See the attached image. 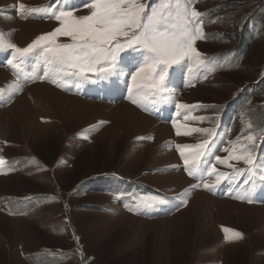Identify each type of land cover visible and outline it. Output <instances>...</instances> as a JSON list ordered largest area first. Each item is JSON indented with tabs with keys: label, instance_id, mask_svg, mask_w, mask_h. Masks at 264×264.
Instances as JSON below:
<instances>
[{
	"label": "rangeland",
	"instance_id": "obj_1",
	"mask_svg": "<svg viewBox=\"0 0 264 264\" xmlns=\"http://www.w3.org/2000/svg\"><path fill=\"white\" fill-rule=\"evenodd\" d=\"M88 2L60 0L56 6L80 16L89 13ZM19 3L44 8L56 0H0V20H19L10 29L3 27L5 19L0 23V32L11 42L25 47L58 26L43 12L17 15ZM145 3L155 6L157 0ZM192 7L202 14L204 36L194 47L204 63L193 58L169 70V76L178 70L186 82L177 98L190 107L181 111L193 108L179 124L182 132L217 131L224 107L238 106L235 100L245 92L237 112L227 115L235 124H221L229 129L225 147L211 149L201 162L230 173L232 168L215 157L226 160L232 142L240 137L247 144L244 137L251 132L257 137L251 149L264 144L257 128L264 113V26L250 31L259 22L254 14L264 16V0H193ZM251 32L257 34L253 41ZM121 55L125 72L134 67L129 58L140 57L138 52ZM1 57L0 71L8 72L12 83L19 81L22 91L0 97V158L5 160L0 165V264H264V180L255 167L248 189L231 191L235 183L224 180L209 191L201 179L187 174L177 148L194 146L207 136L177 135L156 112L160 99L148 103V110L133 104L130 76L85 83L80 89L53 83L54 88L34 84L48 80L39 78L44 72L39 54L27 57L20 69L7 63L11 50L0 48V63ZM15 72L34 85L13 77ZM115 82L125 85L122 101L104 97ZM255 84L258 91L248 94ZM36 85L53 91L24 94ZM113 89L107 90L112 98L123 94L121 89L113 95ZM224 139L218 131L214 143ZM228 163L248 168L243 161ZM203 179L211 182L215 175L205 172ZM246 192L251 203L237 198ZM21 202L27 208L18 212ZM225 228L243 233V239L225 240Z\"/></svg>",
	"mask_w": 264,
	"mask_h": 264
},
{
	"label": "snow or ice",
	"instance_id": "obj_2",
	"mask_svg": "<svg viewBox=\"0 0 264 264\" xmlns=\"http://www.w3.org/2000/svg\"><path fill=\"white\" fill-rule=\"evenodd\" d=\"M192 2L193 0H157L156 5L152 6L145 3V0H89L85 4L90 10L89 13L80 16L75 15L72 10L57 8L60 0H56L51 7L44 8H28L24 3H19L18 10L25 18L28 14L43 12L47 18L55 19L58 26L51 32L37 36L25 47L11 42L0 32V48L11 50V58L7 63L13 69H20L27 57L34 53L39 54L44 66L43 76L39 78L50 79L61 88L72 85L80 89L85 83L96 84L111 77L128 75L131 79L128 87L129 99L133 104L148 110V103L165 98L169 70L174 65L193 58L200 64L204 63L200 59L201 53L194 47L195 42L204 36L203 23L200 20L202 14L192 7ZM128 52H138L140 57L138 60L130 57L129 63L134 67L125 72L121 66L124 59L121 54ZM20 91L22 84L15 81L7 89L0 88V97L6 92L15 94ZM188 107L190 106L176 104L177 109ZM185 119L188 117L185 116ZM173 126L177 135L201 132L207 136L194 146H177L187 174L201 179L205 189L211 191L222 181L235 179L245 171L248 172V178L243 183L247 185L252 180L257 157L249 145L255 146L257 137L254 133L250 132L244 137L247 144H242L240 137L232 142L231 149H225L229 152L226 160L215 157L220 163H226L232 168L233 175L218 172L215 165L201 166L202 158L211 152L213 138L217 135L215 128L189 129L182 132L178 122L174 121ZM247 127L252 128L250 122ZM230 160L243 161L248 168H236L228 163ZM3 164L5 160L0 158V165ZM205 172L208 177L215 175V179L211 182L203 179ZM260 179L264 180V176ZM237 198L252 202L247 192ZM224 232L225 240L229 242L243 239V233L239 231L225 228Z\"/></svg>",
	"mask_w": 264,
	"mask_h": 264
},
{
	"label": "trees",
	"instance_id": "obj_3",
	"mask_svg": "<svg viewBox=\"0 0 264 264\" xmlns=\"http://www.w3.org/2000/svg\"><path fill=\"white\" fill-rule=\"evenodd\" d=\"M254 16L257 19H259V22H257V21L253 22L252 28L250 29V31L256 30V28L259 27L261 24L264 26V16L261 17L258 13H255ZM251 33L253 34L254 32H251ZM256 37H257V34L254 33L253 38H251L252 41L255 40ZM244 42L247 45V47H246V49H247L250 46V45H248L250 40H247L245 38ZM232 57H233V55H232ZM223 67H225V66L223 65L222 68ZM219 68H221V66ZM257 87L258 86L255 84L254 88L251 91H249L248 94H252V92L258 91ZM242 96L245 97V92L239 93V95L237 96V100H235L239 104L238 106H234V104H232V105L228 104L224 107V110L221 112V115L219 118L220 119L219 125H221L224 121H228V124H226L228 126L235 124V120H233V119L231 120V118H228L227 115H229V117H231L234 115L233 112H237V110H238L237 107H239L240 104L246 100L245 98L242 100ZM257 122H258L257 128H259V133L264 134V113H261L259 115ZM230 126H229V128H230ZM222 128L228 129V127H226V126H222ZM228 131H229V129H228ZM251 150H253V153L255 152V156L257 157L256 163H258V165H259V171H262L264 169V144H262L259 148H257L256 151H254V149H251ZM6 164H8V163H6ZM149 192L153 193V194L156 193L155 190H149ZM33 201L34 200H32L28 205L32 204ZM25 203L21 202L19 209H18V212H21V211H23L24 208H27V206L24 205ZM30 207H32V206H30Z\"/></svg>",
	"mask_w": 264,
	"mask_h": 264
},
{
	"label": "bare ground",
	"instance_id": "obj_4",
	"mask_svg": "<svg viewBox=\"0 0 264 264\" xmlns=\"http://www.w3.org/2000/svg\"><path fill=\"white\" fill-rule=\"evenodd\" d=\"M3 19H5V21H6V23L4 24V26L3 27H6V29H10V28H12V27H14V25L16 24V23H18V21L16 20V19H14V18H10V17H8V16H5V17H3ZM3 19H1L0 20V23L2 24V22H4V21H2ZM26 23V22H25ZM19 24V23H18ZM22 24V23H21ZM21 26H24L23 24L21 25ZM13 77H15L16 79H18V78H21L20 76H13ZM21 80H22V78H21ZM12 83V79H10V76H9V74H8V72H5V71H0V87H3V88H5V89H7L8 87H9V85ZM23 83V82H22ZM36 88H33V87H28V88H25L24 89V94H28L29 92H32V93H36V94H38V93H40V94H43V93H45V89H47V90H50V91H53V89L52 88H49V87H47V86H44V85H36L35 86ZM50 91H48V92H50ZM50 95H52V93H50L49 94V96ZM72 100V99H71ZM48 103V102H47ZM125 106V105H124ZM123 107V106H122ZM125 108H128V107H126L125 106ZM124 112H126L124 115L125 116H129V114H128V112L127 111H124ZM130 113V112H129ZM132 114V113H131ZM120 115V114H119ZM123 115V114H122ZM133 115V114H132ZM135 115V114H134ZM128 120V119H127ZM132 121V120H131ZM164 132V131H163ZM169 137V136H168ZM168 137H166V138H168ZM166 138H162V139H166ZM171 157H174V155H171ZM202 197H204V199L208 202V200H209V197L207 196V195H201V198ZM226 213V212H225Z\"/></svg>",
	"mask_w": 264,
	"mask_h": 264
}]
</instances>
